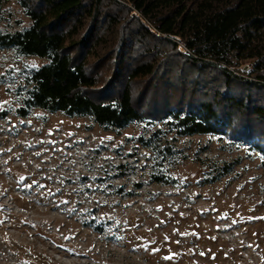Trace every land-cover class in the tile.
Listing matches in <instances>:
<instances>
[{
    "label": "rangeland",
    "instance_id": "rangeland-1",
    "mask_svg": "<svg viewBox=\"0 0 264 264\" xmlns=\"http://www.w3.org/2000/svg\"><path fill=\"white\" fill-rule=\"evenodd\" d=\"M29 22L6 0L0 32ZM44 62L0 51V264H264V154L228 134L168 132L174 154L159 166L137 136L163 122L20 117L15 87ZM223 162L232 171L203 183ZM160 167L173 182L153 181Z\"/></svg>",
    "mask_w": 264,
    "mask_h": 264
},
{
    "label": "trees",
    "instance_id": "trees-1",
    "mask_svg": "<svg viewBox=\"0 0 264 264\" xmlns=\"http://www.w3.org/2000/svg\"><path fill=\"white\" fill-rule=\"evenodd\" d=\"M17 2L30 22L0 32V51L45 59L15 87L18 116L41 109L111 130L163 122L137 136L159 166L174 154L168 132L228 134L264 154V0ZM151 177L173 182L161 167Z\"/></svg>",
    "mask_w": 264,
    "mask_h": 264
},
{
    "label": "snow or ice",
    "instance_id": "snow-or-ice-1",
    "mask_svg": "<svg viewBox=\"0 0 264 264\" xmlns=\"http://www.w3.org/2000/svg\"><path fill=\"white\" fill-rule=\"evenodd\" d=\"M165 259H170V257H165Z\"/></svg>",
    "mask_w": 264,
    "mask_h": 264
}]
</instances>
